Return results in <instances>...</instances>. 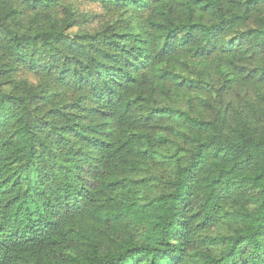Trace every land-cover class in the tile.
<instances>
[{
	"label": "trees",
	"instance_id": "1",
	"mask_svg": "<svg viewBox=\"0 0 264 264\" xmlns=\"http://www.w3.org/2000/svg\"><path fill=\"white\" fill-rule=\"evenodd\" d=\"M80 1L0 0V264H264V0Z\"/></svg>",
	"mask_w": 264,
	"mask_h": 264
},
{
	"label": "rangeland",
	"instance_id": "2",
	"mask_svg": "<svg viewBox=\"0 0 264 264\" xmlns=\"http://www.w3.org/2000/svg\"><path fill=\"white\" fill-rule=\"evenodd\" d=\"M77 3H79L81 6H80V9L82 10H85V11H91V12H97V8L96 6H89V4H86L80 0H76ZM59 8V7H58ZM29 81L31 83H33L35 81L34 77L32 75H27Z\"/></svg>",
	"mask_w": 264,
	"mask_h": 264
}]
</instances>
